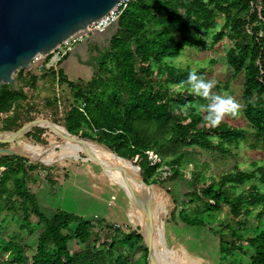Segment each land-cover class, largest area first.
Returning <instances> with one entry per match:
<instances>
[{
	"label": "trees",
	"instance_id": "1",
	"mask_svg": "<svg viewBox=\"0 0 264 264\" xmlns=\"http://www.w3.org/2000/svg\"><path fill=\"white\" fill-rule=\"evenodd\" d=\"M220 18L223 25L212 35L211 46L225 39L230 43L226 60L234 77L243 75L242 112L251 133L225 120L219 127H205L206 113L198 111L196 104L206 101L176 87L187 80L192 69L168 62L185 48L200 45L203 40L199 34H209ZM262 33L264 0H132L107 46L99 49L92 45L95 69L91 80H73L62 68H46L48 57L39 69L17 72V90L2 84L0 132H21L34 122L64 127L76 138L131 162L139 168L145 184L188 181L191 205L201 203L205 213L227 206L233 216L231 239L220 238L221 259L240 252L241 242H247L253 252L249 264H264V166L253 171L236 167L232 172L207 177L203 167L197 168L190 150L228 155L250 138L254 140L251 148L262 144L264 148ZM197 73L205 77V70ZM185 105L189 106L187 115L181 111ZM53 132L57 131L38 126L25 138L0 141V153H12L0 157V217L12 215L22 230L30 235L39 232L32 255H27L24 238L0 235V264H112L117 253L115 264H129L116 246L117 237H123L120 246L134 240L144 242L137 231L63 210L52 214L42 210L36 191L42 183L56 185L52 167L39 163L27 150H18L28 141L41 154L42 149H49L46 138ZM190 167L195 169L188 173ZM255 212L257 224L245 238L242 218ZM186 217L182 219L185 225L199 224L196 218ZM4 221L0 219V224ZM102 229L113 234L99 250L96 244ZM72 241L84 246L93 242L95 246L72 251ZM147 254L145 248L146 263Z\"/></svg>",
	"mask_w": 264,
	"mask_h": 264
},
{
	"label": "crops",
	"instance_id": "2",
	"mask_svg": "<svg viewBox=\"0 0 264 264\" xmlns=\"http://www.w3.org/2000/svg\"><path fill=\"white\" fill-rule=\"evenodd\" d=\"M107 41L108 40L97 44L93 42L90 43L88 52L84 51V48L78 49L72 56L68 57L59 68H62L65 74L73 80H85V72L94 67L91 63L92 45L97 46L100 43L107 45ZM92 71V76L89 80L93 77L94 68ZM61 138L64 137H61L59 132L49 133L46 139L50 147L49 149H42L41 152V156L47 162L51 165L56 164L51 166L52 170L50 171L52 180L56 185L48 186L46 183H42L36 191L37 199L42 210L43 208L50 209L52 212H54V210H63L91 219L98 216L99 220H103L109 224L115 222L126 223L130 230L137 231L138 234L144 237V242L134 240L130 244L120 246L123 240V237L120 235V237H117V248L123 256L127 257L129 264H148V261L146 263L145 260V248H147L145 240L147 213L150 201L158 196L157 191L155 189L133 190L123 186L106 172L104 173L91 158L87 159L79 156L81 153L77 154L79 149L73 142L62 140ZM103 152L108 164L114 168L119 167L121 173L130 182L134 184L143 183L138 167H134L131 162L130 164L129 162L122 161L120 158L106 151ZM120 163H122L123 166H121ZM59 190L61 191L60 193ZM71 193H86L88 194V200H86V202H92V198L100 202V205L95 204L96 210L94 215H91L92 213L89 212L85 213L80 211L83 210V208H76L82 201H76V206L71 210L72 212L61 209L59 207L60 204L58 205V201H63V206L65 204L67 205L68 201H65L62 195L68 197V194ZM171 194L172 191L170 190V195ZM170 195L168 198L167 195L165 196L164 203L160 206L155 216L154 258H156L159 264H196L193 260V256H196L195 253L192 255L191 252L187 251L188 248L184 247V244L178 241V237L176 238V236L185 232L186 227L181 218L178 217V212L182 210V207L180 208L177 202L174 201L173 198L171 199L172 195L171 197ZM177 218H180V221H178ZM180 222L182 224H180ZM99 233V237H101L102 234V240L97 242L96 247L102 250L106 246V237L113 233H107L106 229H102ZM180 238H182V235ZM170 239H172L171 242L169 241ZM70 243L74 245L78 242L72 241ZM94 246V243H92V245L88 244V246L82 249H90ZM82 249H75L74 247V249L71 250L77 251ZM117 254L114 255L115 257L112 259V264H115ZM206 258L209 257L206 256ZM197 259H200V257ZM201 260L202 261L197 264H206V261L203 259Z\"/></svg>",
	"mask_w": 264,
	"mask_h": 264
},
{
	"label": "rangeland",
	"instance_id": "3",
	"mask_svg": "<svg viewBox=\"0 0 264 264\" xmlns=\"http://www.w3.org/2000/svg\"><path fill=\"white\" fill-rule=\"evenodd\" d=\"M222 25L223 18H220L218 24L209 34H199L200 39L203 40L200 45L185 48L179 57L168 59V62L176 67H189L192 70H205L206 79H215L217 81V86L213 89L214 93H226L231 95L242 105L241 96L243 75L241 74L234 77L233 71L227 63L226 53L230 47L229 41L225 39L215 47L211 46L212 35L217 30H219ZM93 68L85 72V80H89L91 78ZM14 76L16 77V75ZM196 106H199V104H196ZM202 113L205 114L204 112ZM224 120L232 125L247 129L250 133L252 131L248 121L243 115L242 108L241 115L238 118L225 117ZM252 142H254V140L253 138H250L248 143H243L238 148H233V151L228 155L211 153L199 148L190 150L198 162L197 168L201 169L203 167L207 177L220 176L226 172H232L236 167L242 171H253L258 166H264L263 144L259 146L258 149H253L251 148ZM31 155L34 156L33 154ZM201 163H204L205 165H201ZM120 165L123 166L122 163H120ZM192 169L195 168L190 167V169H187L186 171L189 173ZM163 187L167 190V198L170 195L171 190V199L173 198L174 201L177 202L178 206L180 208L182 207V210L178 212V217L181 216V220L187 216L186 218H196L199 222L197 226L185 225V232H182V234L176 236V238L178 237V241L183 243L184 247L188 248L187 251L191 252L192 255L195 253L197 257L193 256V260L196 262V264L200 263L202 261L201 259L206 261V264H249L250 257L252 256L253 252L247 242H241L242 250H240V252L239 250L235 251L225 260L221 259L219 251L220 238L223 236L225 239L230 240V231H232L230 226H235L233 216L231 215L230 209L227 206H223L219 212L205 213L201 203H198V205H191L189 203L191 198L188 194L192 192V187L188 181L182 182L178 180L175 182H166ZM60 192L61 191L59 190V193ZM62 197L68 202L67 205L65 204L63 206V201H58V205L60 204L59 207L70 212H72L71 210L76 206V201H82L80 202V205L76 206V208H83V210L80 211L92 213L91 215H94L95 213V204L100 205V202H98L96 199H93L92 197V202H86V200H88V194L86 193H71L68 194V197L64 195H62ZM43 210L47 214L53 213L47 208H43ZM255 214H257V212L252 213L251 216L247 218H242V220L246 222L243 232L245 238L251 236L254 226L257 224ZM11 216L6 215L5 217H0L1 220H5L2 225L0 224V235L4 238H9L14 235H18V239L24 238L27 247V255H32L35 252L39 232L36 231L35 234L30 235L27 231L22 230L20 223L12 220ZM180 218H177V220L180 221ZM32 221L37 222V219L32 217ZM115 223L126 224L123 222ZM180 224L182 223L180 222ZM226 225L229 226L228 229H226ZM181 235L182 238H180ZM101 240L102 234L101 237H99L98 242ZM169 241L171 242L172 239ZM92 243L93 242H90L89 245H92ZM69 246L70 249H74V247L75 249H82L85 247L80 243L74 245L69 243ZM206 256L209 258H206ZM198 257H200V259H197Z\"/></svg>",
	"mask_w": 264,
	"mask_h": 264
},
{
	"label": "water",
	"instance_id": "4",
	"mask_svg": "<svg viewBox=\"0 0 264 264\" xmlns=\"http://www.w3.org/2000/svg\"><path fill=\"white\" fill-rule=\"evenodd\" d=\"M118 1L0 0V87L2 84L8 83L12 85L14 90H17V72L20 69L40 68L45 64L46 55H49L62 42L74 35L82 36L83 40L68 57L72 56L80 48H84V51L88 52L89 44L92 42L97 44L111 40L113 33L118 29L119 21L104 32H90L87 30V26L103 18L115 7ZM38 126L61 132L60 134L64 138L81 146L83 148L81 152L91 156L93 162L104 173L106 172L127 188L133 190L157 188L159 195L152 199L148 206L145 240L148 248V264H159L154 258V221L157 208L167 194V190L163 185L159 183L145 184L143 182L134 184L130 182L121 173L119 167L114 168L107 163L92 143L76 138L64 127L34 122L28 124L21 132H0V141L4 138H25L27 133ZM22 147L18 152L21 151ZM9 155H12V153H0V157ZM44 165L53 166L56 164ZM114 171L118 175L120 174V179L116 177Z\"/></svg>",
	"mask_w": 264,
	"mask_h": 264
},
{
	"label": "clouds",
	"instance_id": "5",
	"mask_svg": "<svg viewBox=\"0 0 264 264\" xmlns=\"http://www.w3.org/2000/svg\"><path fill=\"white\" fill-rule=\"evenodd\" d=\"M216 86L215 79H206L203 75H198L195 69L188 72L186 81H181L176 86L206 101L205 104L197 106L198 111L206 113L203 118L205 127L216 128L225 117L238 118L241 115L242 105L231 95L214 93L213 89ZM188 107L185 105L181 109L185 115Z\"/></svg>",
	"mask_w": 264,
	"mask_h": 264
},
{
	"label": "built area",
	"instance_id": "6",
	"mask_svg": "<svg viewBox=\"0 0 264 264\" xmlns=\"http://www.w3.org/2000/svg\"><path fill=\"white\" fill-rule=\"evenodd\" d=\"M132 0H119L118 3L112 8L103 18L93 22L92 24L87 26V30L90 32H104L109 27L113 26L116 22L119 21L120 17L124 14V12L128 9ZM83 40L82 36L74 35L64 42H62L58 47H56L49 55L45 56V63L50 57L49 61L46 63V68L53 67L55 70L59 69V62L62 61L65 57L69 56L71 52H73L78 46V44ZM37 58V57H36ZM35 58V60H37ZM42 67V66H41ZM39 69V68H38ZM3 173L0 171V185L2 183ZM98 218V216H95ZM116 228L119 229H127V224H114Z\"/></svg>",
	"mask_w": 264,
	"mask_h": 264
},
{
	"label": "bare ground",
	"instance_id": "7",
	"mask_svg": "<svg viewBox=\"0 0 264 264\" xmlns=\"http://www.w3.org/2000/svg\"><path fill=\"white\" fill-rule=\"evenodd\" d=\"M59 132V131H58ZM61 132H59V134H60ZM60 136L61 137H63L61 134H60ZM26 144V143H25ZM23 145V147H22V149H25V150H27V152L28 153H30V154H33L34 156H36L37 158H38V161L39 162H42V163H44V164H46V165H51L49 162H47L42 156H41V154L38 152V150H36L33 146H31V144L30 143H27L26 145ZM75 144V143H74ZM77 147H78V151H77V154H82V150H83V148L81 147V146H79V145H77V144H75ZM94 145V147H95V149L97 150V152L102 156V157H104L105 158V160L107 161V159H106V156H105V154H104V152L102 151V149L98 146V145H95V144H93ZM21 148V147H20ZM19 148V149H20ZM21 149V150H22ZM108 163V162H107ZM114 174L116 175V177L118 178V179H120V174L118 175V173L117 172H115L114 171ZM118 182V181H117ZM124 186V185H123ZM156 191H157V188H154ZM138 190H142V189H138ZM157 193H158V195H159V192L157 191ZM164 200H165V197L163 198V200L160 202V204H159V206H158V208H157V211H158V209L160 208V206L164 203Z\"/></svg>",
	"mask_w": 264,
	"mask_h": 264
},
{
	"label": "flooded vegetation",
	"instance_id": "8",
	"mask_svg": "<svg viewBox=\"0 0 264 264\" xmlns=\"http://www.w3.org/2000/svg\"><path fill=\"white\" fill-rule=\"evenodd\" d=\"M97 46L99 49H102V48L106 47L107 45H105L104 43H100Z\"/></svg>",
	"mask_w": 264,
	"mask_h": 264
}]
</instances>
